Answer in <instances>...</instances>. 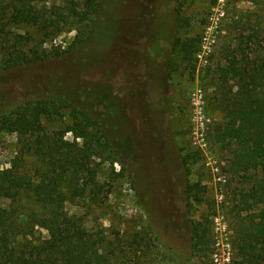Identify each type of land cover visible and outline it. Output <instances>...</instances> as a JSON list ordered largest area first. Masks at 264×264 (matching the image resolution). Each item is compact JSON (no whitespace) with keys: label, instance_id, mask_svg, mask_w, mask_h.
I'll return each instance as SVG.
<instances>
[{"label":"rangeland","instance_id":"obj_1","mask_svg":"<svg viewBox=\"0 0 264 264\" xmlns=\"http://www.w3.org/2000/svg\"><path fill=\"white\" fill-rule=\"evenodd\" d=\"M64 2L49 0L46 7ZM257 17L264 18V0H101L90 21L58 35L11 27L31 46L45 40L50 54L0 72V115L55 96L97 109L95 118L108 109L105 103L114 105L98 126L100 155L91 159L101 187L96 202L78 199L66 209L123 250L126 264H234L233 190L248 184L232 169V153L211 137L225 122L213 100L212 73L224 62V48L234 45L235 22L249 28ZM195 37L194 67L186 69L175 43ZM67 123L45 120L49 132ZM65 140L74 142V135ZM185 155L192 156L189 170ZM22 159L18 135L0 128V171L16 163L34 176L42 168L35 156ZM189 183L206 188L202 204L187 201ZM205 219L212 234L208 256L193 252L191 237L192 225Z\"/></svg>","mask_w":264,"mask_h":264},{"label":"trees","instance_id":"obj_2","mask_svg":"<svg viewBox=\"0 0 264 264\" xmlns=\"http://www.w3.org/2000/svg\"><path fill=\"white\" fill-rule=\"evenodd\" d=\"M48 2L0 0V72L37 63L50 54L43 49L45 40L31 46L29 37L13 34L11 27L24 24L58 35L66 27L90 21L101 6V0H65L63 6L47 8ZM230 33L234 45L224 48V62L212 73L213 100L224 111L225 122L211 137L232 153V169L244 175L240 184H248L233 190L234 264H264V18L257 17L249 28L235 22ZM199 44V37L176 40L174 48L186 69L194 67ZM105 104L108 109L101 118L93 114L97 109H83L66 96L0 115V128L18 135L22 160L35 156L42 163L34 176L21 172L16 163L0 171V264H126L123 250L116 252L105 236L89 231L81 217L66 209L67 204L78 205V199L95 203L100 192L91 159L100 155L94 145L98 126H105L114 109L111 102ZM45 120L69 123L49 132ZM68 133L74 142L65 140ZM79 139L85 141L84 147ZM191 158H183L187 170ZM205 189L189 183L187 201L202 204ZM207 224L205 219L191 228L193 252L205 256L212 246ZM42 230L49 239L40 236Z\"/></svg>","mask_w":264,"mask_h":264}]
</instances>
